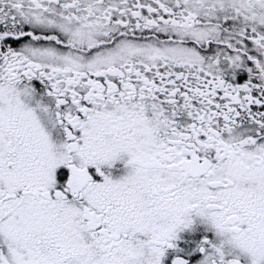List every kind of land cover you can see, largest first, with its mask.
<instances>
[{
    "label": "snow or ice",
    "instance_id": "6c2138e0",
    "mask_svg": "<svg viewBox=\"0 0 264 264\" xmlns=\"http://www.w3.org/2000/svg\"><path fill=\"white\" fill-rule=\"evenodd\" d=\"M0 264H264V0H0Z\"/></svg>",
    "mask_w": 264,
    "mask_h": 264
}]
</instances>
